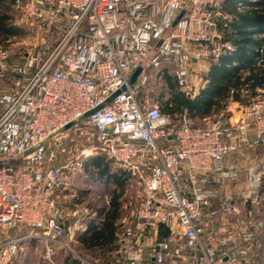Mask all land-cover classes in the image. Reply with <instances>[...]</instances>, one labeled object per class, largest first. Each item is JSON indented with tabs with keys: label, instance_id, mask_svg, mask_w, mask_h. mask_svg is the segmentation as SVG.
Here are the masks:
<instances>
[{
	"label": "built area",
	"instance_id": "built-area-1",
	"mask_svg": "<svg viewBox=\"0 0 264 264\" xmlns=\"http://www.w3.org/2000/svg\"><path fill=\"white\" fill-rule=\"evenodd\" d=\"M224 2L16 0L15 23L36 30L38 41L18 57L0 46V81H20L13 91L0 90V264H15L31 240L44 245L50 264H59L54 258L62 251L81 264H100L75 252L82 224L64 220L59 209L67 172L82 169V157L95 153L140 186L111 264H180L186 249L203 251L204 264H239L246 258L230 249L219 255L206 250V210L220 195V189L207 186L214 175L237 178L245 170L240 205L227 199L224 211L246 214L251 222L260 213L264 156L253 149L264 151V89L235 122L207 118L199 126L187 114L174 118L138 100L144 87L166 74L190 93L191 63L217 61L232 50L231 43L215 39L216 18H228L221 12ZM55 26L59 35L53 38ZM80 124L93 130L98 144L74 163L44 164L47 144L58 146L65 131ZM244 152L253 161L226 164L230 155ZM163 230L169 233L162 235Z\"/></svg>",
	"mask_w": 264,
	"mask_h": 264
},
{
	"label": "trees",
	"instance_id": "trees-1",
	"mask_svg": "<svg viewBox=\"0 0 264 264\" xmlns=\"http://www.w3.org/2000/svg\"><path fill=\"white\" fill-rule=\"evenodd\" d=\"M15 3L16 0H0V46H7L8 41L25 33L14 22ZM221 12L228 18H216L218 31L223 42L231 43L232 50L217 61H212L206 76L207 84L196 96L181 90L176 78L166 74L163 82L170 96L164 100V94L160 93L159 107L163 113L174 118L187 113L193 120H205L224 112L230 104H238L245 109L259 95L258 89H264V0H225ZM148 85L140 93L146 92ZM253 151L264 156L261 147ZM111 162L102 156L89 157L84 162V170L92 171L97 182L112 188V198L107 206L98 208L81 221L82 227L76 236L83 249L98 252L89 259L98 260L100 264H111L118 248L117 239L124 213L123 199L128 183L134 179L124 169L112 172ZM168 233L163 230L162 235ZM35 243L41 242H27L32 248ZM58 253L65 254L62 262L56 261L59 264H81L71 252ZM42 264H50L45 256Z\"/></svg>",
	"mask_w": 264,
	"mask_h": 264
},
{
	"label": "rangeland",
	"instance_id": "rangeland-1",
	"mask_svg": "<svg viewBox=\"0 0 264 264\" xmlns=\"http://www.w3.org/2000/svg\"><path fill=\"white\" fill-rule=\"evenodd\" d=\"M22 28L25 31L23 36L7 42V47L10 49L14 57H18L23 54L38 41V34L36 30L32 27ZM57 28L58 26H55L53 32L51 33L53 38L59 35ZM168 92V87L163 81L152 80L150 85H148L146 92L139 94L138 100L143 107H153L156 105L160 106V93L164 94V100H166L170 96ZM241 112L242 107L238 104H230L229 108L224 112L218 115H212L209 118L223 117L226 122H229L230 118L233 116V119H231L232 121L230 122H234L240 117ZM204 121L205 120L203 119H194L193 123L199 126L202 125ZM70 142L73 144L69 145ZM97 144L98 142L93 134V130L85 127L83 124H80L77 129L71 128L66 130L64 135L59 138L58 146L54 145V143L47 144L49 149L46 152L44 164L60 166L68 161H72L74 163L82 151ZM97 156H102L105 157L106 160H109L106 156L96 153L87 157L83 156L82 158H84L85 162L87 158ZM111 163L112 172H119L123 170L115 162L112 161ZM91 172L92 171L84 170V167L82 169H77L76 166L71 171L67 172L66 176L68 177V180L66 188L62 191L59 198V209L64 213V218L71 216L72 220L79 218L81 222L85 219V217L92 215L95 210L107 206L110 202L112 198V188L106 187L104 183L97 182L96 179H94V174L92 175ZM139 194L140 186L137 184L135 179H132L127 185L126 194L123 199L124 213L122 223H126L131 220L137 206ZM75 213H77V215H75ZM204 245L206 250L211 252L210 244L206 241V239H204ZM34 246L35 248L30 250L31 248H29V245H25L23 253H21V255L15 260V264H42V261H44V250L42 247H39V243H35ZM74 248L75 252L82 257L89 258L98 254L96 251L93 252L83 249L78 242H76ZM254 254L255 255H253L254 257H252L250 264H259L262 259L261 255H264V247L263 249L261 248L258 253ZM72 255L76 257L75 254L72 253ZM64 256V253H57L55 255V260L62 262ZM203 258V251L186 249L184 259L180 260V264H203Z\"/></svg>",
	"mask_w": 264,
	"mask_h": 264
},
{
	"label": "crops",
	"instance_id": "crops-1",
	"mask_svg": "<svg viewBox=\"0 0 264 264\" xmlns=\"http://www.w3.org/2000/svg\"><path fill=\"white\" fill-rule=\"evenodd\" d=\"M116 47L118 52H120L121 47L118 43L116 44ZM192 48L197 49L198 46L193 44ZM211 65L212 61L210 60H198L191 63L190 68L192 71L188 74V81L191 86L189 94L196 96L206 86V76L209 73ZM19 82L20 81L16 77H11L5 82L0 81V90L13 91L15 85ZM230 121H232L231 118ZM251 161H253V156L244 152L241 156L235 154L230 155L226 159V164L229 165L231 163H236L244 166ZM246 186L247 174L245 170H242L237 178H223L220 175H214L212 176L211 182L207 186L208 190L220 189V195L219 197L213 199L211 206L206 210L205 219L209 222L205 235L206 241L210 244L211 253L214 255H219L228 249L234 250L239 257H242L243 254L247 255L246 258H243L239 264H250L252 257H254L253 255H255L254 253H258V251L264 247V236L261 229V211L264 209V201L260 205V213L255 216L252 222L247 218L246 214L237 215L233 212L227 213L224 211V204L227 199H230V203L234 206L240 205L237 200V193H239ZM64 216L65 215H63V217ZM65 219H67V221L72 220L71 216H67L64 220ZM76 219L79 218H75L73 220ZM39 247L43 248L45 253L44 256L46 257L44 245L39 243ZM29 248L32 250L35 246L33 248L29 246ZM21 253H23V250ZM261 256V262L264 264V255ZM261 262L259 264H261Z\"/></svg>",
	"mask_w": 264,
	"mask_h": 264
},
{
	"label": "water",
	"instance_id": "water-1",
	"mask_svg": "<svg viewBox=\"0 0 264 264\" xmlns=\"http://www.w3.org/2000/svg\"><path fill=\"white\" fill-rule=\"evenodd\" d=\"M184 11L179 15V17L177 18V20L175 21V23L174 24H176L181 18H182V16L184 15ZM216 40H221V36L220 35H217L216 36V38H215ZM141 71H142V69L140 68V69H138L134 74H133V76H132V79H131V82L132 83H135L136 81H137V78H138V76L140 75V73H141ZM117 94H115L114 95V97L116 96ZM72 125H69L68 127H71ZM237 126L238 125H236L235 126V128H237ZM263 191H264V187H263Z\"/></svg>",
	"mask_w": 264,
	"mask_h": 264
}]
</instances>
